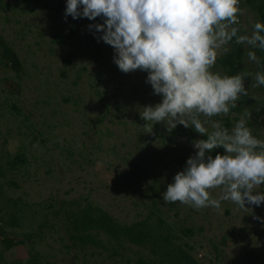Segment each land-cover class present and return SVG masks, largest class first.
<instances>
[{
  "label": "rangeland",
  "instance_id": "obj_1",
  "mask_svg": "<svg viewBox=\"0 0 264 264\" xmlns=\"http://www.w3.org/2000/svg\"><path fill=\"white\" fill-rule=\"evenodd\" d=\"M65 8L66 0L0 3L1 39L22 64L16 73L0 57V214L12 221L0 223L8 237H27L10 249L0 243V263L26 261L37 253L42 263L137 264L138 256L151 255L148 243L125 242L117 255L103 245L84 250L73 245L63 213L90 202L121 223L149 217L154 234L158 226L183 234L174 242L193 245L191 253L200 263L264 264V203H246L245 210L222 201L219 209L196 210L163 200L181 171V155H194L192 142L204 137L182 125L169 132L163 123L148 134L140 113L161 97L145 83L147 73L121 72L113 62L114 49L99 40L102 33L87 27L103 20L65 18ZM256 22H261L258 12L243 5L240 34L251 35ZM55 34L65 40L56 41ZM241 47L245 71L253 74L249 92L259 107L264 86H254V74L263 71L262 65L249 61L252 49ZM13 103L20 114L13 113ZM242 113L227 116L229 130ZM261 118L251 116L248 126L264 140ZM213 119L225 126L222 117ZM18 153L22 163L11 167ZM253 191L264 193V185ZM221 194V189L211 190L213 198ZM101 239L108 238L101 234Z\"/></svg>",
  "mask_w": 264,
  "mask_h": 264
},
{
  "label": "clouds",
  "instance_id": "obj_2",
  "mask_svg": "<svg viewBox=\"0 0 264 264\" xmlns=\"http://www.w3.org/2000/svg\"><path fill=\"white\" fill-rule=\"evenodd\" d=\"M240 3L66 0L65 18L103 20L87 27L102 33L99 40L114 49L113 62L121 72L147 73L145 83L161 97L159 103L144 106L140 113L148 134L153 133L154 124L163 123L169 132L182 125L206 137L192 142L195 154L167 185L165 202L196 210L219 209L222 201L245 210L246 203L257 207L264 203V193L253 191L264 185V140L248 126L251 111L245 109L230 130L213 119L227 117L241 97L248 95L245 79L253 75L213 71L221 50L228 52L227 45L233 41L247 45L252 49L247 52L249 61L261 66L255 50L264 51V23H254L251 35L240 34ZM254 75V86H264V71ZM220 148L223 154L210 155ZM214 189H221L219 198L212 197Z\"/></svg>",
  "mask_w": 264,
  "mask_h": 264
},
{
  "label": "trees",
  "instance_id": "obj_3",
  "mask_svg": "<svg viewBox=\"0 0 264 264\" xmlns=\"http://www.w3.org/2000/svg\"><path fill=\"white\" fill-rule=\"evenodd\" d=\"M2 0H0V3ZM243 5H247L258 12L261 22L264 23V0L261 3H256V0H245ZM242 5V7H243ZM56 41H64V37L54 35ZM0 36V57L4 60L6 66L10 67L13 71L18 73L21 70V61L17 53L3 40ZM232 48L226 52L220 54L213 71H218L226 75H234L245 71V65L243 63V50L241 45L231 42ZM262 53L261 65L264 66V51L258 50ZM264 71V67H261ZM61 74L65 72L62 70ZM250 77L245 79V88L248 92L247 96H242L237 102V107L232 111L243 112L245 107H249L253 120L262 116L264 117V105L256 107V100L253 95L249 92ZM13 113L20 114L21 110L14 103L10 105ZM257 109H259L257 111ZM230 112V113H231ZM261 118V120H263ZM225 127L229 129L230 122L228 117H222ZM260 120V121H261ZM251 123V122H250ZM192 129V128H191ZM35 137V136H34ZM37 138V137H35ZM206 138V137H204ZM222 154L221 148L213 150L210 155L213 157L216 153ZM189 156L181 155L178 164L181 167V171L184 169L186 160ZM23 156L17 154L11 159L10 165L14 167L16 164L22 163ZM0 176L3 173L0 170ZM65 220L69 222L71 227L69 231V237L72 240V244L84 250L87 246L98 247L99 245L105 246L108 250H111L112 254L117 255L119 249L124 248V243L128 242L137 246H143L146 243L150 245V254L145 256H138L134 263L137 264H204L200 263L195 257H193L191 250L194 249L193 245H182L181 243L174 242L178 237L183 236L181 233H172L170 227H167L168 231L158 226L156 234L153 233L152 226L149 223V217L146 219L136 220L131 223H121L117 221L111 214L103 210L99 206L93 205L92 203H86L84 206H78L74 208L65 209ZM153 210L150 211V214ZM14 217L11 214V217ZM0 220L4 221V224H11L12 221L3 219L0 214ZM158 224L161 225L163 220L158 216ZM166 231V232H165ZM188 232L190 230L188 229ZM101 234H104L108 239L102 240ZM0 243L4 245L6 249H10L12 246L23 243L27 240V237L22 240H16L7 236L4 225L0 227ZM106 243V245H104ZM34 244V243H33ZM153 256V257H151ZM122 260V259H121ZM126 260H129L127 258ZM0 264H53L50 261L40 262L37 253L32 254L26 261L20 259L11 263H0Z\"/></svg>",
  "mask_w": 264,
  "mask_h": 264
},
{
  "label": "built area",
  "instance_id": "obj_4",
  "mask_svg": "<svg viewBox=\"0 0 264 264\" xmlns=\"http://www.w3.org/2000/svg\"><path fill=\"white\" fill-rule=\"evenodd\" d=\"M244 2H245V0H241V3H240L241 10H242V5L244 4ZM240 18H241V15L239 16V20H240ZM0 227H1V223H0ZM0 238H1V235H0Z\"/></svg>",
  "mask_w": 264,
  "mask_h": 264
},
{
  "label": "crops",
  "instance_id": "obj_5",
  "mask_svg": "<svg viewBox=\"0 0 264 264\" xmlns=\"http://www.w3.org/2000/svg\"><path fill=\"white\" fill-rule=\"evenodd\" d=\"M246 6V5H245ZM249 7V6H248Z\"/></svg>",
  "mask_w": 264,
  "mask_h": 264
}]
</instances>
